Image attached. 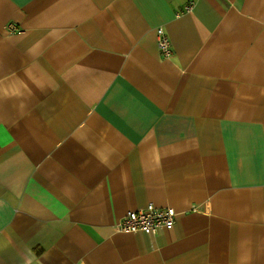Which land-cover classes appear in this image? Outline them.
I'll use <instances>...</instances> for the list:
<instances>
[{
	"label": "crops",
	"instance_id": "obj_1",
	"mask_svg": "<svg viewBox=\"0 0 264 264\" xmlns=\"http://www.w3.org/2000/svg\"><path fill=\"white\" fill-rule=\"evenodd\" d=\"M0 264H264V0H0Z\"/></svg>",
	"mask_w": 264,
	"mask_h": 264
},
{
	"label": "built area",
	"instance_id": "obj_2",
	"mask_svg": "<svg viewBox=\"0 0 264 264\" xmlns=\"http://www.w3.org/2000/svg\"><path fill=\"white\" fill-rule=\"evenodd\" d=\"M189 8L190 6L187 7ZM157 39L161 53L166 57L171 56L173 54L171 41L162 27L157 28ZM176 216L177 212L173 207H158L154 203H149L146 207L130 210L118 223L117 228L124 232L154 235L161 229L173 228Z\"/></svg>",
	"mask_w": 264,
	"mask_h": 264
}]
</instances>
